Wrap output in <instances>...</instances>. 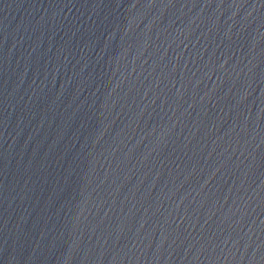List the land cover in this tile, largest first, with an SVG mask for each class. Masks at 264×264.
I'll return each instance as SVG.
<instances>
[{"label":"water","instance_id":"water-1","mask_svg":"<svg viewBox=\"0 0 264 264\" xmlns=\"http://www.w3.org/2000/svg\"><path fill=\"white\" fill-rule=\"evenodd\" d=\"M0 264H264V0H0Z\"/></svg>","mask_w":264,"mask_h":264}]
</instances>
